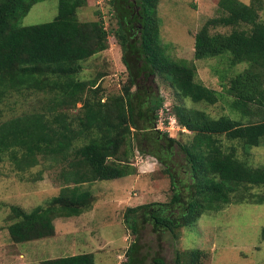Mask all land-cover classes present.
Segmentation results:
<instances>
[{
	"label": "trees",
	"instance_id": "1",
	"mask_svg": "<svg viewBox=\"0 0 264 264\" xmlns=\"http://www.w3.org/2000/svg\"><path fill=\"white\" fill-rule=\"evenodd\" d=\"M44 1L0 0V105L10 114L0 109V164L22 173L48 161L60 166L63 186L46 205L29 211L9 206L11 241L54 237L57 219L92 209L96 201L86 187L135 174L137 154L162 165L172 195L166 203L127 210L126 224L137 235L122 264H146L141 225H150L160 240L166 233L177 237L176 229L228 204H264V166L254 167L247 160L253 148L264 145V0H218L221 15L209 18L195 35V59H216L228 72L245 66L223 82L222 91L197 81L194 64L167 53L160 35L159 0H110L118 25L114 34L128 51L123 60L129 80L123 94L106 98L98 78H80L83 63L109 46L104 22L79 20L78 11L88 0H58L53 21L21 25ZM217 27L231 29L212 33ZM131 53L143 63L138 70L128 59ZM155 76L165 78L181 99L209 106L222 103L230 115L214 117L203 109L176 107L178 124L192 135V140L178 141L158 128L164 100L140 79ZM22 104L25 109L18 111ZM181 263L177 252L176 264ZM42 264L97 261L93 253H79L44 259ZM152 264L167 262L156 256Z\"/></svg>",
	"mask_w": 264,
	"mask_h": 264
},
{
	"label": "rangeland",
	"instance_id": "2",
	"mask_svg": "<svg viewBox=\"0 0 264 264\" xmlns=\"http://www.w3.org/2000/svg\"><path fill=\"white\" fill-rule=\"evenodd\" d=\"M158 11L162 20L161 41L167 46V53L175 60L194 64L197 81L222 91L223 82L228 83L233 74L244 69L241 65L228 72L216 59H195V35L209 18L221 15L218 0H159ZM57 14L58 0H46L36 4L21 20V25L51 22ZM78 18L85 22L102 20L109 32L108 48L83 63L80 78H98L105 98L123 94L122 87L129 80V70L123 60L128 51L114 34L118 25L110 0H88V5L78 11ZM230 29L217 27L211 32L225 33ZM128 59L135 70L142 67L143 63L137 62L134 53ZM140 79L151 93L159 94L164 100L159 126L182 143L192 140V135L178 124L176 107L203 109L214 117L230 115L229 108L222 103L209 106L181 99L165 78ZM21 107L25 109L22 104L17 110ZM0 109L6 116L10 115L5 104ZM169 116L175 121L167 126L162 124ZM251 153L247 158L250 164L264 166V145L253 148ZM239 158L245 159L240 149ZM132 164L137 169L135 174L88 185L86 189H90L96 201L92 209L74 218L57 219L54 237L22 244L10 239L9 206L29 211L59 195L63 186L60 166L41 160L39 165L18 173L10 164H0V264H42L44 259L79 253L95 254L97 264L125 262L126 252L137 235L126 224L127 210L141 204L166 203L172 195L171 180L155 158H141L137 154ZM81 189L85 190L84 185ZM139 229L146 264H152L156 256L163 257L167 264H176L177 252L182 254L181 264H264V204L231 203L219 211L201 214L192 225L176 229L177 237L166 233L158 240L150 225H141Z\"/></svg>",
	"mask_w": 264,
	"mask_h": 264
},
{
	"label": "built area",
	"instance_id": "3",
	"mask_svg": "<svg viewBox=\"0 0 264 264\" xmlns=\"http://www.w3.org/2000/svg\"><path fill=\"white\" fill-rule=\"evenodd\" d=\"M168 118H169L170 124L174 122L173 117L169 116ZM164 122H165V120H163V123L162 124H164Z\"/></svg>",
	"mask_w": 264,
	"mask_h": 264
},
{
	"label": "clouds",
	"instance_id": "4",
	"mask_svg": "<svg viewBox=\"0 0 264 264\" xmlns=\"http://www.w3.org/2000/svg\"><path fill=\"white\" fill-rule=\"evenodd\" d=\"M158 114H160V113H158ZM168 120H169V118H168ZM174 121H175V119H174ZM169 123H170V121H169ZM165 125V124H164ZM167 126V125H166ZM158 128H160L161 130H164L165 131V129H162L160 126H159V124H158ZM141 157V156H140Z\"/></svg>",
	"mask_w": 264,
	"mask_h": 264
}]
</instances>
